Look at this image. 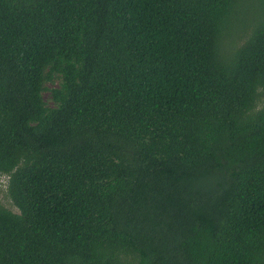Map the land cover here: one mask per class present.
<instances>
[{"label": "trees", "instance_id": "trees-1", "mask_svg": "<svg viewBox=\"0 0 264 264\" xmlns=\"http://www.w3.org/2000/svg\"><path fill=\"white\" fill-rule=\"evenodd\" d=\"M247 1L0 0V264H264Z\"/></svg>", "mask_w": 264, "mask_h": 264}, {"label": "rangeland", "instance_id": "rangeland-1", "mask_svg": "<svg viewBox=\"0 0 264 264\" xmlns=\"http://www.w3.org/2000/svg\"><path fill=\"white\" fill-rule=\"evenodd\" d=\"M236 19L246 25V27L250 26L252 28L256 22L264 19V10L258 2L250 0L243 3L237 10ZM247 34L246 32L237 33L233 39L234 45L238 46L243 43ZM45 100H47L46 95ZM262 104H264V97H261L258 107L262 106ZM7 179L6 176L0 174V203L7 210L16 213V209L11 205L6 194Z\"/></svg>", "mask_w": 264, "mask_h": 264}]
</instances>
